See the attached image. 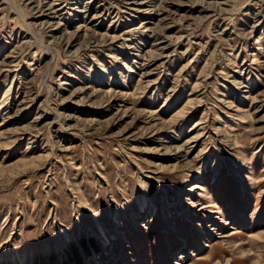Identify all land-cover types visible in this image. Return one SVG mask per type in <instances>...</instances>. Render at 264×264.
I'll list each match as a JSON object with an SVG mask.
<instances>
[{
	"label": "rangeland",
	"instance_id": "obj_1",
	"mask_svg": "<svg viewBox=\"0 0 264 264\" xmlns=\"http://www.w3.org/2000/svg\"><path fill=\"white\" fill-rule=\"evenodd\" d=\"M53 2L0 0V264H264V0Z\"/></svg>",
	"mask_w": 264,
	"mask_h": 264
},
{
	"label": "bare ground",
	"instance_id": "obj_2",
	"mask_svg": "<svg viewBox=\"0 0 264 264\" xmlns=\"http://www.w3.org/2000/svg\"><path fill=\"white\" fill-rule=\"evenodd\" d=\"M33 1V0H32ZM36 2V1H35ZM38 3V2H37ZM156 2H154V1H151V2H149V5H151V7H152V5H154ZM59 4V0H54V2L51 4V5H49V6H47L48 7V9L47 10H52L53 11V9H55L56 8V6H59L58 5ZM40 4H38V6H39ZM52 5H55L54 7L55 8H53V6ZM154 7H156V9L155 10H151V11H154V13H155V11L156 10H162V9H160V7H162L161 5H157V6H154ZM164 8V10H165V7H163ZM59 9V8H58ZM149 9V8H148ZM56 10V9H55ZM64 10V9H63ZM49 11V12H50ZM147 11H149V10H147ZM146 12V11H145ZM51 13H53V12H50V14ZM55 13V12H54ZM53 13V14H54ZM52 15V14H51ZM49 16V15H48ZM60 24V23H59ZM29 25V24H28ZM29 26H31V25H29ZM64 32V31H63ZM66 32V31H65ZM61 33H62V31H61ZM113 40L114 39H116L115 37H113L112 38ZM60 40H62V39H60ZM59 40V41H60ZM92 40V39H91ZM64 41V40H63ZM113 42V41H112ZM99 44H100V42H99ZM154 55V54H153ZM156 55V54H155ZM17 61V59H16V57L15 56H7L6 57V59H4L3 60V62L1 63V65H0V73H3V72H5L6 73V75H8L9 73H12L13 72V70L14 71H16L17 72V69L16 68H14V69H12L11 68V66H15L16 64H13L14 62H16ZM91 96V95H90ZM115 96V94H113V93H111V92H106L105 93V97L103 98V99H105V101H104V104H105V111H107V110H111V109H113L115 106H118L119 105V101L116 99V97H114ZM119 96V95H118ZM28 98V97H27ZM69 98V97H68ZM72 99V98H71ZM122 99V98H121ZM27 100V99H26ZM88 100V99H87ZM82 101V100H81ZM103 102V101H102ZM102 102H100V105L101 106H103V103ZM28 103V101L26 102H23V104H27ZM193 103H195V102H193V101H191L190 100V102L187 104V106L185 107V109H188L187 107L188 106H191L192 108H193V106H194V104ZM25 106V105H24ZM31 106V105H30ZM28 107V106H27ZM26 107V108H27ZM185 109L181 112H179V114H177V116L178 115H182V114H184L186 111H185ZM24 110V109H23ZM126 113V112H125ZM176 117V115L173 117V119ZM140 118V117H139ZM159 121V120H158ZM154 117L152 118H147L145 121L143 120L142 122H141V129L139 128V134L141 135V139H145L146 140V133L148 132V131H153L154 132V134H153V136H152V138L153 139H155V140H157V142H160V144L165 148V149H167V150H169V147L167 146V144H165L164 142H162L161 140H159V138L160 137H162V135H160L162 132H163V130H165V129H163V127H161V124H159V123H157L158 122ZM169 122H171V120H169ZM137 123H139V121L137 122ZM164 124V123H163ZM19 129V128H18ZM19 132V131H18ZM24 132H26V131H24ZM29 132V131H28ZM27 132V133H28ZM124 132H126V131H124ZM124 132H121V133H123V135L124 134H130V132L131 131H128V132H126V133H124ZM4 133H6V132H4ZM10 133V132H9ZM137 132H135V134H136ZM31 134V133H30ZM133 135H135L134 133H132ZM125 136V135H124ZM136 136V135H135ZM150 138V137H149ZM154 141V140H153ZM184 148V145L183 146H179V147H177V149H176V151H177V154H179L180 155V152H181V149H183ZM187 148V147H186ZM189 148V147H188ZM28 165H29V163H28ZM262 236H264V234L263 235H260L259 237H262ZM262 238H264V237H262Z\"/></svg>",
	"mask_w": 264,
	"mask_h": 264
}]
</instances>
